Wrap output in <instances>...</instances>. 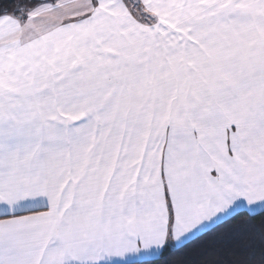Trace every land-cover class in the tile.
Listing matches in <instances>:
<instances>
[{
  "label": "snow or ice",
  "instance_id": "snow-or-ice-1",
  "mask_svg": "<svg viewBox=\"0 0 264 264\" xmlns=\"http://www.w3.org/2000/svg\"><path fill=\"white\" fill-rule=\"evenodd\" d=\"M169 252L264 264V0H0V264Z\"/></svg>",
  "mask_w": 264,
  "mask_h": 264
},
{
  "label": "trees",
  "instance_id": "trees-1",
  "mask_svg": "<svg viewBox=\"0 0 264 264\" xmlns=\"http://www.w3.org/2000/svg\"><path fill=\"white\" fill-rule=\"evenodd\" d=\"M193 254H189V258L192 257ZM181 257L177 256L174 253H165L164 258L159 262V264H180Z\"/></svg>",
  "mask_w": 264,
  "mask_h": 264
}]
</instances>
